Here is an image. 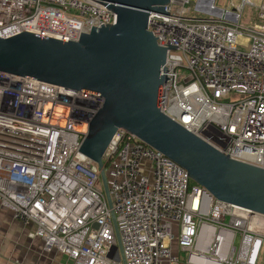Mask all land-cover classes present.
<instances>
[{
	"label": "built area",
	"instance_id": "1",
	"mask_svg": "<svg viewBox=\"0 0 264 264\" xmlns=\"http://www.w3.org/2000/svg\"><path fill=\"white\" fill-rule=\"evenodd\" d=\"M193 4V10L189 8ZM147 31L167 49L160 112L229 159L264 170V0H170ZM93 0H0V38L76 41L115 24ZM95 95L0 72V207L69 264H258L264 215L214 199L187 172L118 129L97 164L79 150ZM112 252V257L109 254Z\"/></svg>",
	"mask_w": 264,
	"mask_h": 264
},
{
	"label": "water",
	"instance_id": "2",
	"mask_svg": "<svg viewBox=\"0 0 264 264\" xmlns=\"http://www.w3.org/2000/svg\"><path fill=\"white\" fill-rule=\"evenodd\" d=\"M115 24L91 27L76 41L22 32L0 38V72L98 96L80 152L95 162L109 208L102 155L118 129L182 167L217 201L264 215V170L229 159L160 112L167 49L147 31L148 13L168 18L170 0H93ZM117 261L125 264L115 219ZM112 257V252L109 254Z\"/></svg>",
	"mask_w": 264,
	"mask_h": 264
},
{
	"label": "crops",
	"instance_id": "3",
	"mask_svg": "<svg viewBox=\"0 0 264 264\" xmlns=\"http://www.w3.org/2000/svg\"><path fill=\"white\" fill-rule=\"evenodd\" d=\"M32 230L33 226L13 220L0 207V264H69L67 256L44 251L40 239L29 237Z\"/></svg>",
	"mask_w": 264,
	"mask_h": 264
},
{
	"label": "rangeland",
	"instance_id": "4",
	"mask_svg": "<svg viewBox=\"0 0 264 264\" xmlns=\"http://www.w3.org/2000/svg\"><path fill=\"white\" fill-rule=\"evenodd\" d=\"M249 1L257 6L260 5V3L262 2V0H249ZM238 4H239V0H216V6L219 8L228 7V9H231V5L237 6ZM189 8L191 11L193 10L192 3L189 5ZM258 264H264V247L261 252V256Z\"/></svg>",
	"mask_w": 264,
	"mask_h": 264
},
{
	"label": "trees",
	"instance_id": "5",
	"mask_svg": "<svg viewBox=\"0 0 264 264\" xmlns=\"http://www.w3.org/2000/svg\"><path fill=\"white\" fill-rule=\"evenodd\" d=\"M193 184V182L190 181V186Z\"/></svg>",
	"mask_w": 264,
	"mask_h": 264
}]
</instances>
